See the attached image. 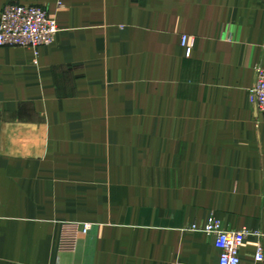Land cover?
<instances>
[{"label": "crops", "instance_id": "crops-1", "mask_svg": "<svg viewBox=\"0 0 264 264\" xmlns=\"http://www.w3.org/2000/svg\"><path fill=\"white\" fill-rule=\"evenodd\" d=\"M55 41L0 46V264H218L264 249V0H0ZM189 38V47L182 37ZM92 223L75 253L61 225Z\"/></svg>", "mask_w": 264, "mask_h": 264}, {"label": "built area", "instance_id": "built-area-1", "mask_svg": "<svg viewBox=\"0 0 264 264\" xmlns=\"http://www.w3.org/2000/svg\"><path fill=\"white\" fill-rule=\"evenodd\" d=\"M59 32L57 22L49 16L48 9L38 5L7 4L0 12V46L38 47L50 45ZM183 46L189 47V38L182 37ZM256 81L249 90V99L264 114V64L256 68ZM92 225L89 223L63 222L58 243L62 253H75L81 238L87 236ZM194 231L204 232L215 237L220 249L218 264H241V249L246 238L256 232L244 228L242 230H226L214 217L203 224H193ZM256 259L264 260L262 244L258 245Z\"/></svg>", "mask_w": 264, "mask_h": 264}, {"label": "rangeland", "instance_id": "rangeland-1", "mask_svg": "<svg viewBox=\"0 0 264 264\" xmlns=\"http://www.w3.org/2000/svg\"><path fill=\"white\" fill-rule=\"evenodd\" d=\"M70 222L89 223L92 225V223H90V222H81V221H70Z\"/></svg>", "mask_w": 264, "mask_h": 264}]
</instances>
